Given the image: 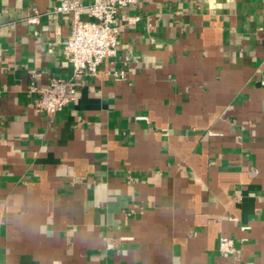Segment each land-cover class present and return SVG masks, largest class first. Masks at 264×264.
<instances>
[{"label": "crops", "instance_id": "obj_1", "mask_svg": "<svg viewBox=\"0 0 264 264\" xmlns=\"http://www.w3.org/2000/svg\"><path fill=\"white\" fill-rule=\"evenodd\" d=\"M61 1L0 0V264H264V0L121 8L51 121L31 74L73 76Z\"/></svg>", "mask_w": 264, "mask_h": 264}, {"label": "built area", "instance_id": "obj_2", "mask_svg": "<svg viewBox=\"0 0 264 264\" xmlns=\"http://www.w3.org/2000/svg\"><path fill=\"white\" fill-rule=\"evenodd\" d=\"M141 1L144 0H63L54 6L51 11L54 15L72 16V29L64 42L63 52L73 65V76L69 79L53 78L47 85L38 86V74L32 73L30 91L38 94L35 100L37 111L46 113L54 121L57 114L76 99L77 82L84 75H96L98 67L106 58L117 55L120 31L114 23L119 10ZM86 14L89 18H85ZM38 15L30 17L29 21L37 23ZM107 74L123 77L124 71H108ZM138 118L146 119L147 116ZM216 134L218 133L209 131V135ZM111 242L116 244V240ZM219 250L222 255L234 256L238 253L234 239L228 236L221 237Z\"/></svg>", "mask_w": 264, "mask_h": 264}]
</instances>
